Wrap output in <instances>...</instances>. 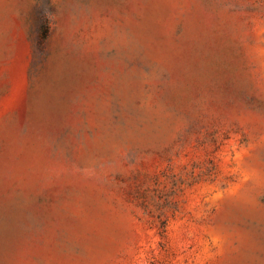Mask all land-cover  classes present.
Listing matches in <instances>:
<instances>
[{
  "label": "rangeland",
  "instance_id": "rangeland-1",
  "mask_svg": "<svg viewBox=\"0 0 264 264\" xmlns=\"http://www.w3.org/2000/svg\"><path fill=\"white\" fill-rule=\"evenodd\" d=\"M0 264H264V0H0Z\"/></svg>",
  "mask_w": 264,
  "mask_h": 264
}]
</instances>
